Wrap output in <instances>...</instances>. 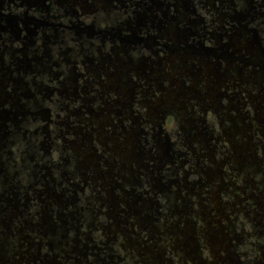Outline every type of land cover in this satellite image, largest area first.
Wrapping results in <instances>:
<instances>
[{
  "label": "flooded vegetation",
  "instance_id": "af4514ba",
  "mask_svg": "<svg viewBox=\"0 0 264 264\" xmlns=\"http://www.w3.org/2000/svg\"><path fill=\"white\" fill-rule=\"evenodd\" d=\"M0 264H264V0H0Z\"/></svg>",
  "mask_w": 264,
  "mask_h": 264
}]
</instances>
